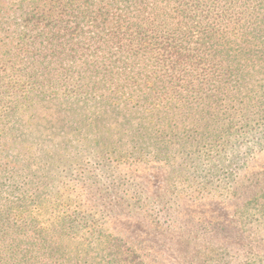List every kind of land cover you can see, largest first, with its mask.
Wrapping results in <instances>:
<instances>
[{"label": "rangeland", "instance_id": "374dc122", "mask_svg": "<svg viewBox=\"0 0 264 264\" xmlns=\"http://www.w3.org/2000/svg\"><path fill=\"white\" fill-rule=\"evenodd\" d=\"M1 1L10 13L14 1ZM180 1L157 0L156 12H173ZM142 2L148 16L152 0ZM91 3L96 12L114 8L110 0ZM132 22L140 28L126 36L131 57L114 51L104 59L98 47L88 59L97 77L87 66L69 71V58L42 81L48 94L76 85L84 103L74 113L37 95L34 110L19 114L33 124L30 143L14 151L9 137L0 146V180L17 188L18 201L42 190L51 197L53 241L61 222L64 233L83 229L75 243L82 264L108 263L101 250L114 243L101 239L123 241L145 264H264V37L257 36L264 26L255 29L259 39H217V52L193 42L192 49L206 50L207 67L183 73L155 49L165 27L151 29L142 13ZM108 25L90 30L102 33L100 44L114 30ZM237 62L243 73L231 68ZM114 64L140 75L142 90L130 85L122 91L132 97L118 93ZM142 94L160 97L162 108L141 107ZM94 234L100 245L92 251Z\"/></svg>", "mask_w": 264, "mask_h": 264}, {"label": "trees", "instance_id": "16d2710c", "mask_svg": "<svg viewBox=\"0 0 264 264\" xmlns=\"http://www.w3.org/2000/svg\"><path fill=\"white\" fill-rule=\"evenodd\" d=\"M13 1L15 5L10 6L11 12L8 13L0 0V146H5L7 140L4 142V139L11 137L14 151L30 143L26 142L30 137L26 134L31 133L33 124L20 118L19 114L27 115L34 110L31 106L37 95L46 101L65 102L74 113L84 103L76 85L75 91L48 94L42 81H48L56 72V66L69 58V71H79L87 66L91 76L97 77V67L88 59L98 47L104 59L109 60L116 55L114 51L117 54L126 52L131 57L133 42L129 43L126 36L135 32V26L137 30L140 28L138 23L132 22L137 14L144 15V21L151 29L158 25L165 27L167 33L161 36L160 50L155 49L174 70L179 68L183 73L207 67L202 59L206 58V50L217 52V39L228 42L232 35L235 38L246 35L259 39L255 29L264 26V0H181L175 11L168 12L163 8L161 14L156 12L157 0H152L154 8L150 9L148 16L145 12L149 6L143 0H110L114 1V8L98 12L93 11L91 0H84V5H78L77 0ZM168 2L164 0L163 4ZM173 19L177 24L170 28L169 21ZM109 23H113L114 30L100 44L102 33L90 30L101 28L104 32L110 27ZM89 31L92 34L90 38ZM138 35L141 38L137 40L139 45L144 43V36L142 32ZM257 36L264 37L261 34ZM193 42L206 47V50L192 49ZM243 66L242 62H237L231 68H239L238 71L243 73ZM116 67L114 64L112 76L116 90L121 91L118 93L132 97L128 92L131 89L122 91V87L130 85H137L142 90V85L138 84L140 75L130 76L131 70L125 69L126 64ZM142 95L144 97L137 96L141 107L148 102L150 107L162 108L160 97ZM22 134L25 135L21 137ZM16 190L0 180V264H82L83 256L75 243H81L83 229L64 233L61 222V230L53 241V230L49 226L51 197L42 190L39 195L32 192L18 201L14 195ZM6 194L12 197L6 199ZM91 237L92 251L100 244L114 243V248L108 253L101 250L100 258L108 261L106 264H145L136 250L123 241L101 239L99 244L96 234Z\"/></svg>", "mask_w": 264, "mask_h": 264}]
</instances>
